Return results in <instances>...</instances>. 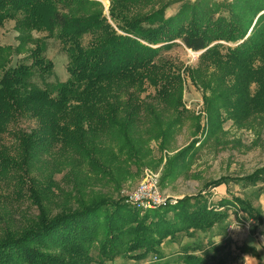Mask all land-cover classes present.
<instances>
[{
  "label": "trees",
  "instance_id": "obj_1",
  "mask_svg": "<svg viewBox=\"0 0 264 264\" xmlns=\"http://www.w3.org/2000/svg\"><path fill=\"white\" fill-rule=\"evenodd\" d=\"M109 1L107 16L101 0H0V27L13 20L19 34L17 49L0 43V140L22 119L37 122L29 133H16L18 159L0 145V187L56 143L117 185L115 174L125 179L126 165L144 154V139L134 134L143 114L151 116L156 128L150 132L164 148L175 123L165 119V110L174 116L184 105L182 80L162 52L178 44L203 52L202 68L192 78L205 91L210 117L225 110L239 121L264 112V0L185 2L170 18L165 14L167 3L159 0ZM34 33H48L62 43L68 56V82L45 87L34 82L36 74L46 82L54 72L46 57V39L35 38ZM87 36L91 41L85 46ZM25 50L32 63L12 67L14 52ZM146 86L154 88L155 104L142 99ZM105 139L111 144L106 145ZM100 156H105L102 162ZM227 181L223 178L214 186ZM234 181L261 185L258 196L264 195V170ZM40 191L36 183L32 185L38 216L22 227L3 230L0 264L141 260L159 254L168 238L211 230L228 217L226 208L233 205L248 219L263 222L261 211L239 197L222 199L219 208H213L200 193L177 206L142 212L104 193L88 197L80 189L68 195L71 202L61 212L53 214L47 206L48 192ZM185 264L207 261L191 254Z\"/></svg>",
  "mask_w": 264,
  "mask_h": 264
},
{
  "label": "rangeland",
  "instance_id": "obj_2",
  "mask_svg": "<svg viewBox=\"0 0 264 264\" xmlns=\"http://www.w3.org/2000/svg\"><path fill=\"white\" fill-rule=\"evenodd\" d=\"M101 1L104 12L108 16L111 8L110 1ZM159 1L167 5L181 1L179 8L185 2L193 3L188 0ZM208 2L213 3L211 0ZM18 35L16 22L7 20L0 27L1 45L17 49ZM34 36L46 39L48 44L46 57L53 62L54 66V72L46 78V82L38 74L35 75L34 82L41 87H45V83L68 82V56L62 43L56 37L49 36L48 33H34ZM90 41V36L85 37L84 45L88 46ZM196 53L181 44L162 52V57L171 65L172 72L182 80V103L184 105V108L176 112L174 116L165 110V119L172 121L174 119L175 123L166 136L164 148L161 146V141L154 137L155 133L150 132L156 128L151 116L141 115L134 134L138 139H144L141 141L144 154L138 157L139 161L126 165L130 174L128 172L125 179L119 177V173L115 174L118 180L116 185L108 180L109 176L101 178L91 166L79 160L78 156L73 157L65 153L60 144L56 143L47 147L39 152L28 167L13 173L2 183L0 187V236L3 230L17 229L22 227L27 220L30 222L38 216L39 210L31 197L32 185L35 183L38 190L41 189V195L48 192L50 199L47 201V206L51 213L57 214L71 202L68 195L77 194V190L80 189L84 190L88 197L104 193L112 196L114 201L121 200L126 204V195L144 182L147 178V170L158 175L161 193L164 197L173 200L174 203L168 206H177L180 200L202 193L206 196L208 205L213 208H219L222 199L231 200L232 197H239L244 201L249 200L263 214V222L260 224L258 220L248 219L247 214L237 206H227L228 217L211 230L181 233L183 238L177 236L173 239H166L163 244L169 246L176 239L182 240L184 245L180 247V250L183 254L179 256L171 254L172 256L162 264H185V258L191 254L204 258L207 264H258V258L247 260L234 250V238L232 237L239 235L247 238L249 234L251 236L257 234L258 237V234L263 232L259 231L264 225V204L260 203L258 196V189L261 185L252 187L236 183L234 180L255 175L264 170V112L254 113L239 121L230 118L225 110H219L210 117L204 99L205 91L192 78V74L202 68V63L199 61L200 56L197 57ZM22 63L28 65L32 63L29 50L14 52L11 66L15 67ZM206 96L209 94L206 93ZM142 99L155 104L154 88L146 86ZM36 127L37 122L34 119H22L10 127V132L3 135L0 145L6 147L7 151L18 159L16 133L20 131L29 133ZM105 143L109 145L111 141L105 139ZM104 158L105 156H100V162ZM223 178L228 179L226 184L215 187L214 184ZM129 207L133 208L130 205ZM135 210L139 209L135 208ZM103 219L105 218L102 217L101 221H104ZM214 232L215 235H213ZM188 245L192 247L188 248ZM235 248L238 250V246L235 245ZM50 254L55 255L59 252ZM150 255V262H152L156 257L154 255L158 254L150 253ZM94 256L98 259L97 251L94 252ZM96 264L103 263L97 262Z\"/></svg>",
  "mask_w": 264,
  "mask_h": 264
},
{
  "label": "crops",
  "instance_id": "obj_3",
  "mask_svg": "<svg viewBox=\"0 0 264 264\" xmlns=\"http://www.w3.org/2000/svg\"><path fill=\"white\" fill-rule=\"evenodd\" d=\"M182 1H185V0H182ZM188 1L195 2L196 0H188ZM180 3L181 1H178V2L176 1L168 5L166 9L167 18L173 17L178 13V11L180 10L179 8ZM263 198H264L263 196H260L261 204H264ZM260 230H262L263 232L258 234L259 235L258 237H257V234L255 236H251L249 234L247 238H243L239 235H236L232 238H234L233 245H234V250L236 252L240 253V255L244 256L247 260H249V258L254 259V257L256 259L258 258V261H259L258 264H261V263L264 264V225L260 227L259 231ZM215 234L216 233L214 232L213 235ZM178 236H181V238H183V234L178 235ZM183 245L184 243L182 242V240H179V239L174 240L171 246L164 243L162 247L160 248L159 254H158L159 256H161V258L158 255H154L158 258L157 261L154 263L153 261L150 262L151 255H148L146 258L141 259V260L118 257L114 261L105 262L103 264H159V263L162 264V262L166 261L168 258L172 256L171 254H175L176 256L182 255L183 252L180 250V247ZM235 245L238 246V250L235 248ZM189 247H192V246L188 245V248Z\"/></svg>",
  "mask_w": 264,
  "mask_h": 264
},
{
  "label": "built area",
  "instance_id": "obj_4",
  "mask_svg": "<svg viewBox=\"0 0 264 264\" xmlns=\"http://www.w3.org/2000/svg\"><path fill=\"white\" fill-rule=\"evenodd\" d=\"M196 54L199 57L202 52H197ZM146 177L136 190L126 195L125 199L128 205L145 212L174 203L172 199L164 197L161 193L158 175L146 170ZM156 261L157 257L154 258L153 262Z\"/></svg>",
  "mask_w": 264,
  "mask_h": 264
},
{
  "label": "water",
  "instance_id": "obj_5",
  "mask_svg": "<svg viewBox=\"0 0 264 264\" xmlns=\"http://www.w3.org/2000/svg\"><path fill=\"white\" fill-rule=\"evenodd\" d=\"M203 53V52H202Z\"/></svg>",
  "mask_w": 264,
  "mask_h": 264
}]
</instances>
